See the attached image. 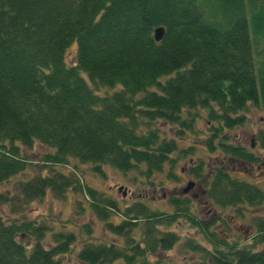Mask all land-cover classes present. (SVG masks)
Segmentation results:
<instances>
[{"label":"trees","instance_id":"16d2710c","mask_svg":"<svg viewBox=\"0 0 264 264\" xmlns=\"http://www.w3.org/2000/svg\"><path fill=\"white\" fill-rule=\"evenodd\" d=\"M248 106L264 107V0H0V186L22 175L15 185L24 202L72 192L74 215L93 216L113 237L99 242L88 223L69 231L59 220L54 229L0 210V264H67L62 258L75 249L80 264H264V217L253 214L264 191L233 169L260 160L227 134L244 126ZM195 116L205 125V154L221 158L211 165L199 158L185 174L211 210L250 214L246 241L230 240V223L213 210L198 218L192 195L171 193L168 212L140 200L119 208L60 172L25 175L23 150L37 145L47 150L40 161L48 170L74 160L103 178L104 167L135 172L149 186L163 175V185L194 154L177 142L193 132ZM160 123L175 127L173 138ZM256 138L264 150V130ZM10 200L0 193V204ZM179 226L199 240L180 236ZM175 247L191 257L162 256Z\"/></svg>","mask_w":264,"mask_h":264},{"label":"rangeland","instance_id":"374dc122","mask_svg":"<svg viewBox=\"0 0 264 264\" xmlns=\"http://www.w3.org/2000/svg\"><path fill=\"white\" fill-rule=\"evenodd\" d=\"M75 47L74 44L70 45L65 53V61L70 64L74 60ZM105 90H102L101 93H104ZM107 92H111L107 90ZM246 121L243 127L229 130L227 134L229 135V140L233 143H240L245 148L251 150L258 158L259 164L253 166H245L240 163L235 165L233 169L246 173L251 183L256 184L259 188L264 191V150L259 149L258 141L256 135L264 130V107H252L248 106L247 112L245 114ZM193 132H186L185 137L181 140H178L177 144L179 148H185L187 146H194V154L191 156L190 160L185 158L183 161H180L177 164L175 169V174L177 175V180H164L163 185L158 186L157 182L159 178H162L163 175H156L151 179L153 185H145L139 180L135 172H128L123 175L120 172L114 171L109 168H103L105 177H100L98 174H94L92 168L88 164H78L74 160H69L67 166L54 167L53 170H48L44 166L42 168V163L40 161L43 152L47 151L42 149L37 145H34L30 150H23V155L27 160L25 175L27 178L36 179L39 176H48L53 177L54 173L60 172L67 175L72 181L77 179L78 183L86 184L93 189L102 191V193L115 201L116 205L119 208L128 206L131 203H134L137 200L143 201L153 210H158L161 212H168L169 207H167L166 199L173 193H183V189L186 187L187 183L193 181L188 177L186 172V167L191 165V162H196L197 159L206 160L209 165L211 163L218 162L220 156L217 153L211 156L205 154V150L202 144V140L205 137V125L202 119H199L197 116L193 119ZM159 127L162 129L163 134L167 138L174 137L175 127L163 125L160 123ZM213 161V162H212ZM193 162V163H194ZM213 165V164H212ZM182 169L181 171L179 169ZM247 178V177H246ZM22 175L18 177L11 178L8 182L9 184H3L0 186V193L6 191L7 195H11V200L8 204H0L1 213L4 217L9 219L14 218L17 220L26 219V220H37L42 224H48L54 229L60 225H55L56 221L66 220L69 221L71 225H67L65 229L69 231H75L73 224L81 225L88 223L93 228L92 237L99 242H111L113 237L107 232L104 231L101 224L93 218V216L85 213L84 216L78 217L73 213V203L76 200L77 195L68 193L65 198L56 197L50 191H46L40 199L29 198V200L24 202L19 197V189L16 187L15 183L17 180H21ZM13 183L10 186V183ZM192 183V182H191ZM155 184V185H154ZM197 183L194 181V184L185 194L186 196H193L195 199V211L198 218H204L208 220L212 218V215L209 214L212 210L204 202L200 196V190L197 187ZM121 187L120 191L117 189ZM126 191L124 196H121V191ZM79 196V194H78ZM78 199V198H77ZM198 212V213H197ZM214 215L226 220L230 223L231 232L229 239L235 238L236 235L239 236L241 240H248L253 234V229L247 220L249 218V213L246 212L248 216L245 218L237 217L234 212L230 209L219 212L213 210ZM264 217V205L258 209V211L253 212ZM117 218H112V222H116ZM54 222V223H51ZM174 227H172L173 230ZM179 232L180 236L194 237L196 240H199V237L194 234V232L188 229L186 226H179L176 230ZM22 241H29L30 239L22 236ZM51 237L49 234L45 235L43 242L45 245H49ZM76 250V249H75ZM75 250L72 253L62 258V260L67 264H80L75 261ZM163 257L173 258L177 262L181 260H188L191 257L189 254H184L183 252H178V247H175L173 250L164 253Z\"/></svg>","mask_w":264,"mask_h":264},{"label":"water","instance_id":"95a60500","mask_svg":"<svg viewBox=\"0 0 264 264\" xmlns=\"http://www.w3.org/2000/svg\"><path fill=\"white\" fill-rule=\"evenodd\" d=\"M162 34H163V29L161 27L155 28L154 31H153V39H154V41L155 42H159L161 40V38H162ZM191 187H192V183L191 182L187 183L186 187L183 189V192L184 193L187 192L188 189H190ZM117 190L120 191L121 187H119ZM124 195H125V191L123 190L122 196H124Z\"/></svg>","mask_w":264,"mask_h":264}]
</instances>
